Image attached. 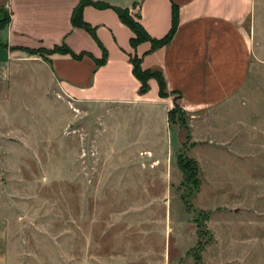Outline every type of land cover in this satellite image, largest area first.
<instances>
[{
  "label": "rangeland",
  "instance_id": "rangeland-1",
  "mask_svg": "<svg viewBox=\"0 0 264 264\" xmlns=\"http://www.w3.org/2000/svg\"><path fill=\"white\" fill-rule=\"evenodd\" d=\"M43 77L29 69L0 85V264H194L193 219L208 239L200 264H264V66L248 82L255 97L240 99L247 126L186 116L195 135L184 155L200 179L192 210L179 198L184 130L159 145L134 113L74 102Z\"/></svg>",
  "mask_w": 264,
  "mask_h": 264
},
{
  "label": "crops",
  "instance_id": "crops-1",
  "mask_svg": "<svg viewBox=\"0 0 264 264\" xmlns=\"http://www.w3.org/2000/svg\"><path fill=\"white\" fill-rule=\"evenodd\" d=\"M89 1L137 15V22L153 39H161L168 32L173 4L177 7V26L165 46L148 52L149 44L143 42L132 49L128 43L131 32L112 10L86 6L82 20L94 28L95 38L106 52L105 63L95 67L93 59L101 58L100 49L86 32L72 28L69 22L78 0H0V21L8 17L0 29V85L26 70L39 69L45 82L55 83L74 102L109 107L112 113H134L131 121L138 123V129H153L151 139L164 140L159 145L169 144L166 116L174 105L195 119L191 124L208 122L207 115L214 112L222 130L233 133L248 125L239 119L248 107L240 106V99L255 97L248 82L256 65L264 66V57L256 56L257 49L264 51V14H255V0ZM62 44L74 55H84L75 60L68 54L27 52ZM131 56L140 59L142 70L161 72L165 97L157 95L152 79L147 81V92L137 94L139 83L131 74ZM191 126L187 125L189 138ZM137 138L146 140L145 135ZM137 138L135 142H128V138L123 141L138 148Z\"/></svg>",
  "mask_w": 264,
  "mask_h": 264
},
{
  "label": "trees",
  "instance_id": "trees-1",
  "mask_svg": "<svg viewBox=\"0 0 264 264\" xmlns=\"http://www.w3.org/2000/svg\"><path fill=\"white\" fill-rule=\"evenodd\" d=\"M86 6H90L97 10H104V9L112 10L116 15L118 21L131 32L132 36L129 39L128 43L130 48L132 49H134L137 45L143 42H147L149 44L148 52L165 46L171 39L177 26V7L173 4L171 5V23L168 32L161 39H153L146 34V32L137 22L138 16L137 15L131 16L128 10L111 7L103 3L91 2L89 0H78L77 5L71 11L69 22L72 28L81 29L84 32H86L87 35L94 41V43L100 49L101 58L93 59L95 67H99L105 63L106 52L95 38L94 28L82 20V10ZM7 22H8V17L5 16L0 21V29L3 28L7 24ZM27 52L31 54H40V55L44 54L47 56L55 53L68 54L71 58L75 60L79 59L82 55H84L82 53L79 55H74L63 44L59 47L54 46L50 50H44V49L28 50ZM43 59L48 62L47 59L45 58ZM129 63L131 65V74L135 78V80L139 83L137 94L142 95L146 93L148 90L147 81L152 79L156 82L157 85V95L161 98L166 96L164 81L161 72L158 69L142 70L140 68V59L135 56L129 57ZM166 119L169 128L173 126H177L178 129L184 130V132L186 133L185 141L181 144V149L177 152L176 155V166L181 174V180L179 184L181 195L179 198L182 202V205L185 206L186 209L192 210L191 204L189 203V199H191L198 192L200 187V179H199V168L197 162L184 155V152L186 151V141L188 140L189 137L188 127L186 123V115L183 111H181V109L178 106L174 105L167 112ZM192 145L193 143L190 144V146ZM206 217L207 215L205 214L203 219L206 220ZM193 220L196 228L195 229L196 242L194 246L189 251L186 252V255L192 257L194 264H200L199 263L201 259L200 252L203 249L204 243H206L208 239H205L206 231L202 229V227H200L198 223H196L195 220L197 219H193ZM203 240L206 241L204 242Z\"/></svg>",
  "mask_w": 264,
  "mask_h": 264
}]
</instances>
